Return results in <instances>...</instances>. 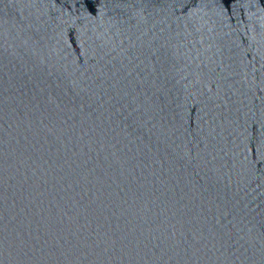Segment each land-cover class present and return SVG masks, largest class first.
Returning a JSON list of instances; mask_svg holds the SVG:
<instances>
[{
  "label": "water",
  "instance_id": "water-1",
  "mask_svg": "<svg viewBox=\"0 0 264 264\" xmlns=\"http://www.w3.org/2000/svg\"><path fill=\"white\" fill-rule=\"evenodd\" d=\"M0 264H264V0H0Z\"/></svg>",
  "mask_w": 264,
  "mask_h": 264
}]
</instances>
